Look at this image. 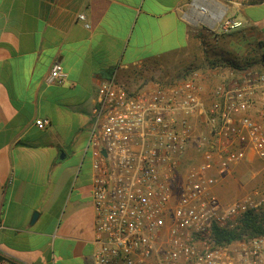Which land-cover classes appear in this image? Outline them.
Returning <instances> with one entry per match:
<instances>
[{"label": "crops", "instance_id": "crops-1", "mask_svg": "<svg viewBox=\"0 0 264 264\" xmlns=\"http://www.w3.org/2000/svg\"><path fill=\"white\" fill-rule=\"evenodd\" d=\"M191 1L0 0V264H95L88 142L98 87L115 77L151 88L180 54H200L183 13ZM225 1L244 26L220 51L260 57L264 0ZM55 62L68 73L62 85L46 83ZM215 70L229 82L242 72Z\"/></svg>", "mask_w": 264, "mask_h": 264}, {"label": "built area", "instance_id": "built-area-1", "mask_svg": "<svg viewBox=\"0 0 264 264\" xmlns=\"http://www.w3.org/2000/svg\"><path fill=\"white\" fill-rule=\"evenodd\" d=\"M202 20L221 33L244 26L226 12L219 20L206 12ZM67 80L55 62L46 83ZM203 93L198 73L180 84L138 91L115 77L99 85L88 142L95 264H264V234L226 244L215 238V228L237 230L247 214L264 216V182L231 201L215 191L238 166L264 167V72L246 68L234 82L216 85L211 104ZM195 119L204 125L201 132ZM35 123L45 128L50 120ZM196 132L201 161L187 172L181 196L170 208L178 169Z\"/></svg>", "mask_w": 264, "mask_h": 264}, {"label": "rangeland", "instance_id": "rangeland-1", "mask_svg": "<svg viewBox=\"0 0 264 264\" xmlns=\"http://www.w3.org/2000/svg\"><path fill=\"white\" fill-rule=\"evenodd\" d=\"M222 5L226 7V14L228 15V8L231 9L228 5V2L225 0H217ZM192 12L191 4L184 7L183 13L184 17L187 20L189 24V28L191 31L193 29L195 31H208L213 33L221 34L219 29L212 30L211 28H208L205 24V22L202 20L203 18H197L194 15H192V18L187 17V15H191ZM187 14V15H186ZM231 56H234L235 53L232 50V53L229 54ZM199 58H204V55L202 52L200 54H195V57L191 55L190 53L184 52L179 55V59L171 61L169 63V67H164V69L161 72V75L163 77H166V80H157L155 83V86L157 85H163V86H171L180 84L183 82V79L181 78V74L184 71V68L194 62V64H200V61H198ZM208 72L204 70L199 73V80L201 83L206 81V83L209 84L211 90L210 96L206 97V102L208 104H211L213 102V95L212 91L213 88L220 84V83H227L229 80L225 78V74L223 72H218L214 68L208 69ZM231 70V69H230ZM234 71V69H232ZM228 80V81H227ZM162 83V84H161ZM154 86V87H155ZM146 88V87H145ZM204 129L203 123L200 121H197L196 124V131L201 132ZM195 134L192 142L188 146V149L186 151L184 160L182 165L178 169V175L176 177V180L174 182V191H173V198L172 202L170 204V208L174 207L179 200L181 196L182 186L185 181V176L190 168L197 165L201 161V152L199 151V135ZM264 182V167L263 165L255 164V165H244V166H238L235 169L232 170L229 176H227L215 189L216 193L225 201H231L234 198L246 193L247 191H250L253 187L259 185L260 183Z\"/></svg>", "mask_w": 264, "mask_h": 264}, {"label": "trees", "instance_id": "trees-1", "mask_svg": "<svg viewBox=\"0 0 264 264\" xmlns=\"http://www.w3.org/2000/svg\"><path fill=\"white\" fill-rule=\"evenodd\" d=\"M263 0H252L251 2H260ZM191 32V30H190ZM194 37L199 41V50L204 55V58H199L200 64L190 63L184 68L181 78L183 81L191 78L194 73H200L206 69H221L229 68L235 70H243L246 68H252L259 72H264V42H259V46L262 49L260 57H249V55L236 54L231 56L232 52L223 53L220 51L221 42H231L233 44V37L236 35V31L230 33H218L208 31H193ZM251 58V59H250ZM258 65V69L254 68V65ZM162 84V83H161ZM264 234V216L256 214H247L243 225L237 230H219L215 228V238L218 244H226L232 240L241 239L248 236H255Z\"/></svg>", "mask_w": 264, "mask_h": 264}, {"label": "bare ground", "instance_id": "bare-ground-1", "mask_svg": "<svg viewBox=\"0 0 264 264\" xmlns=\"http://www.w3.org/2000/svg\"><path fill=\"white\" fill-rule=\"evenodd\" d=\"M194 7L196 8V11L191 13V15H187V17L191 18L192 15H194L195 17L201 19L205 16V13L207 12L210 14V16L215 15L216 19L219 20L225 12V8L218 6V4L215 2L211 3L209 6H202L201 4L196 3Z\"/></svg>", "mask_w": 264, "mask_h": 264}, {"label": "water", "instance_id": "water-1", "mask_svg": "<svg viewBox=\"0 0 264 264\" xmlns=\"http://www.w3.org/2000/svg\"><path fill=\"white\" fill-rule=\"evenodd\" d=\"M104 153H105V151H104ZM36 216V215H35Z\"/></svg>", "mask_w": 264, "mask_h": 264}]
</instances>
